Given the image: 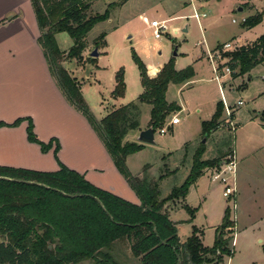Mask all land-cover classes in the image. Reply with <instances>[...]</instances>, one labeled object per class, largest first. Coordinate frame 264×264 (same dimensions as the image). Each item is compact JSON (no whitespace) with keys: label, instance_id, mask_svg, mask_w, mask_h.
I'll use <instances>...</instances> for the list:
<instances>
[{"label":"trees","instance_id":"trees-1","mask_svg":"<svg viewBox=\"0 0 264 264\" xmlns=\"http://www.w3.org/2000/svg\"><path fill=\"white\" fill-rule=\"evenodd\" d=\"M95 1L98 0H30L40 33L37 42L67 101L96 132L116 170L127 181L140 204H131L94 187L83 176L59 163L56 172L0 167V264H78L86 260L95 264H120L111 251L116 242L124 240L129 243L131 256L138 259V264H219L222 255H229L227 238H224L226 235L228 239L230 237L229 222L225 228L228 232L225 234V229H219L213 247L205 248L199 231L194 227L190 236L180 242L176 227L163 208L170 201L184 199L203 170L219 166L220 160H202L205 145L201 143L192 156L187 177L165 198H160L157 182L166 175L161 174L157 181L150 182L146 177L132 176L126 166V158L143 149L142 145L124 141L129 132L139 128V104L150 106L149 128L153 132L159 130L167 117L179 111L176 104L166 102L168 85L190 81L194 70L192 66L175 70L174 59L171 58L156 77L150 78L146 66L132 50L131 59L138 69L143 92L135 102L96 121L77 81L61 66L62 52L55 40L56 34L66 33L72 40L67 58L81 61L87 34L109 17L108 10L101 15L88 14ZM261 21V14L257 13L246 18L244 25L250 29ZM227 56L229 61L223 66L233 77L247 74L264 62V35ZM235 70H238L237 75ZM124 90L123 72L120 70L115 76L112 98H121ZM222 110L223 106L218 102L211 119L202 122L201 135L204 138L218 128ZM21 122L18 119L10 126L15 127ZM0 126L4 124L0 123ZM26 133L27 139L38 144L42 153L48 152L54 144L53 154L57 160L58 143L55 140L46 144L39 142L31 120H28ZM232 140L233 137L228 139L225 146L230 147ZM184 210L193 217V210L187 206ZM49 243L56 244L53 250H49Z\"/></svg>","mask_w":264,"mask_h":264},{"label":"rangeland","instance_id":"rangeland-1","mask_svg":"<svg viewBox=\"0 0 264 264\" xmlns=\"http://www.w3.org/2000/svg\"><path fill=\"white\" fill-rule=\"evenodd\" d=\"M208 1L193 0L192 4L187 0L95 1L88 14L101 15L108 10L109 17L105 22L96 24L87 34L81 61L66 56L72 46L69 36L66 33L55 35L59 49L64 51L60 64L79 82L81 95L97 121L104 116L105 108L109 110L113 105L123 106L135 100L142 91L138 69L131 59L132 50L146 67H159L171 58L174 59V66L177 61L176 67L179 70L192 65L195 77L191 85L182 91L180 86L171 84L166 93L167 101L182 109L174 113L178 120V125L172 127L174 135L167 125L174 117L170 115V120L167 117L161 127H166L167 133L159 135L158 130L155 131V144H143V149L132 154L128 162V169L133 176L146 177L150 182L157 181L161 174L166 175L157 182L160 198L166 197L172 188L180 186L187 176L185 169L169 174L173 168V159L168 153L178 150L183 141L193 142L195 139L196 146L202 143L204 137L199 136L201 124L210 119L218 102L222 104L223 110L217 121L218 128L205 139V155L202 156L204 161L217 159L221 165L230 154L231 146L238 155H246L255 144L264 146V62L245 75H237L238 70H235L237 76L233 77L224 72L223 65L229 61L227 55L234 50L222 49L225 43H230L233 48L251 45L264 35V0ZM194 10L206 17L195 20ZM25 13L21 9L15 11V14L22 17ZM257 13L262 16L261 23L250 29L245 27L244 18ZM12 15L14 14L7 19ZM144 19L146 22H166L167 30L161 34L160 39H154L153 32ZM26 20L28 21L27 17ZM184 29L186 32H182ZM102 35L104 38L100 39ZM95 48L98 56L90 58V53ZM175 49L176 57L173 56ZM197 57L201 59L197 60ZM219 67L221 68L216 76L214 69ZM120 70L125 84L124 95L113 100L111 93L115 86V76ZM239 101L242 102L241 106H237ZM149 109L148 105L142 106V124L149 120ZM229 120L234 123V128L237 127L232 145L226 147L225 142L233 137V131L227 126ZM256 156L253 160H243L240 167L237 160L236 172V182L239 184L243 180L244 186L242 197L236 198L237 214H243L245 223L248 225L251 221L254 227L240 233L242 225L237 222L234 246L231 247L230 237H224L227 238L228 251L232 248L230 263L227 262L229 255H222L219 264H264V204H259L262 202L259 191L253 194L250 189L254 181L258 184L256 180L264 183V162L262 159L254 162ZM220 165L207 168L208 171L204 169L203 173L207 172L211 179L214 172L220 171ZM228 177L230 185H233L232 176ZM206 182L208 186L209 182ZM222 189V184L218 182L212 183L210 188L205 187L207 200L204 206L208 210L207 217L231 206V201L222 197ZM186 215L176 205L171 217L182 220ZM247 216H250V221ZM189 232L185 226L179 228L178 236L181 241L189 236ZM203 242L205 246L213 247L214 236L211 231H205ZM55 245L49 243V250H53ZM111 253L120 264H137L135 258L130 256V245L125 240L116 242ZM78 264L95 263L86 260Z\"/></svg>","mask_w":264,"mask_h":264},{"label":"crops","instance_id":"crops-1","mask_svg":"<svg viewBox=\"0 0 264 264\" xmlns=\"http://www.w3.org/2000/svg\"><path fill=\"white\" fill-rule=\"evenodd\" d=\"M16 9L26 11L24 17L15 14ZM17 12L20 13V10ZM12 13L14 15L7 19ZM245 19L246 18H244V20ZM39 36L40 33L37 28L30 0H0V123L4 124V126H0V167L36 172H56L59 169V163L67 169L83 176L84 179L94 187L139 206V199L124 177L116 170L111 157L96 132L85 117L69 104L55 78L51 75L43 50L37 42ZM237 48L238 47H235V50ZM200 59L201 57H197V60ZM176 63L177 61H175L174 68L179 71L176 67ZM165 64L166 62L159 67H146L147 75L150 78L156 77ZM194 77L195 72L190 81L178 85L180 86L179 89L183 91V88H188ZM77 83L79 85L78 81ZM142 92L143 91H141V93ZM137 98L131 102H135ZM112 99L115 100L114 98ZM166 102L170 104L167 99ZM143 105L146 104H139V128L133 132H129L125 137V142L143 145L137 141V137L140 131L149 128L150 121L149 109V120L146 121L145 124L141 123ZM123 106L115 107L113 105L109 110L105 108L106 112L99 121ZM177 106L179 107L178 112H180L182 109L179 105ZM175 115L176 114L172 113L170 117L174 116L173 118H175ZM170 117L168 120H170ZM18 119L22 120L19 125L15 127L10 126ZM28 120H31L34 134L39 142L46 144L50 140H55L58 143L59 151L56 156L57 160L54 158L53 154L54 144L52 149L46 153H42L38 144L30 142L27 139L26 129ZM177 125L178 124L175 126ZM172 127L173 126H171L170 129L173 134ZM199 134L201 137V129ZM195 143V139L193 142L183 141L178 150L168 153L169 157L173 159V168L169 173L173 171L177 173L178 170L185 169V175H188L187 173H189L192 163V156L199 146H196ZM232 151L236 159V169L235 176L231 180H234L233 186L235 187L237 198L238 196L242 197V190L244 189L243 180H241V183L239 181V184L236 182L237 160H239V167L243 163V160H253L256 155V160L254 162L257 163L260 159L264 162V146H256L255 144L246 155L243 153H239L238 155L237 151L234 149ZM261 152L263 153L261 154ZM259 154H261V157ZM130 156L126 158L127 169ZM206 171H208V169ZM204 179L209 182L208 186L210 188L211 184L214 182L208 178L207 172L206 174L203 173L195 184L189 188L184 199L166 203L163 211L167 213L170 221L174 223L177 236L181 226H185L189 229V236L194 227L199 231L198 235L203 247L210 248L205 246L203 242L205 231L207 230L213 233L214 245L218 236L217 231L222 229L221 225L225 221L226 210H219L216 215L206 216L208 210L205 209L204 206L207 200V197H205V187L208 186ZM256 181L258 184L254 181L250 189L253 194L259 191L262 197V202L259 204L262 205L264 204V183L258 180ZM176 205L182 210H184V206L189 207L194 211L193 217L191 218L184 210L187 214L185 218L182 220L174 217L172 218V210L175 209ZM169 209L171 211H169ZM174 214L175 212H173V215ZM249 218L250 216H247V219L250 221ZM237 222L238 225H242L240 233L246 231L244 229L254 227V223L252 224L251 221L247 225L243 218V214L242 216L237 214L236 210L235 225ZM257 226L258 225H255V227ZM227 232L225 229V233ZM189 236H187L185 240ZM179 240L180 242L185 241H181L180 238ZM135 260L138 264V259L135 258ZM227 262L230 263V261Z\"/></svg>","mask_w":264,"mask_h":264},{"label":"built area","instance_id":"built-area-1","mask_svg":"<svg viewBox=\"0 0 264 264\" xmlns=\"http://www.w3.org/2000/svg\"><path fill=\"white\" fill-rule=\"evenodd\" d=\"M190 4H192L193 0H187ZM193 17L195 20L199 21L201 18H205L206 15L205 14H199L194 10V14ZM144 21L146 22V19H144ZM244 21V20H243ZM234 22V20H233ZM148 27L152 30L153 32V37L154 39H160L161 38V34L163 32H166L167 30V26H166V22L165 21H150V22H146ZM223 50H235V48L231 47L230 43H225L222 46ZM209 58L211 60H213L212 56H209ZM224 72L226 74H230V70L225 67L224 68ZM214 73L217 74L219 73V69L215 68L214 69ZM216 79H218L216 77ZM242 102L239 101L237 103V106H241ZM229 114V111H228ZM230 115V114H229ZM178 124V120L176 118H172L170 120V122L167 124L168 127L170 126H174ZM232 131L233 133L236 130V127L234 128V125L232 123V120L228 122L227 125ZM169 129V128H168ZM159 135H165L167 133V129L166 127L164 128H160L158 130ZM220 171L218 172H214L213 175L211 176V181L213 182H218L220 184H222L223 187V191H222V197L225 199H228L231 201V206L227 208V221L230 224V227L228 228L230 231V237H231V247L234 246V237H235V231H236V210H237V205H236V190L235 187L233 185H230L229 183V177L228 176H232L231 178H234V174H235V169H236V159L234 156V153H230L229 155L226 156V161L224 163H221L220 167H219ZM229 257H228V261H230V257L232 255V248L229 252Z\"/></svg>","mask_w":264,"mask_h":264},{"label":"water","instance_id":"water-1","mask_svg":"<svg viewBox=\"0 0 264 264\" xmlns=\"http://www.w3.org/2000/svg\"><path fill=\"white\" fill-rule=\"evenodd\" d=\"M239 11H241V9H239ZM182 32H186V29H184ZM98 56V52H97V48H95L91 53H90V58H96ZM173 56H176V49L173 52ZM206 138H204L202 140V144H205V140ZM137 141L141 144H147V145H153L154 144V132L152 130V128H147L143 131L139 132V135L137 137ZM227 226V220L224 221V223L221 225L222 229H225ZM212 264H216V262L212 263Z\"/></svg>","mask_w":264,"mask_h":264}]
</instances>
